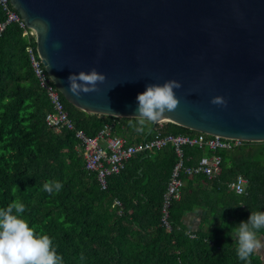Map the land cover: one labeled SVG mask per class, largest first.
<instances>
[{"label": "trees", "instance_id": "obj_1", "mask_svg": "<svg viewBox=\"0 0 264 264\" xmlns=\"http://www.w3.org/2000/svg\"><path fill=\"white\" fill-rule=\"evenodd\" d=\"M5 20L0 9V24ZM22 32L16 24L0 32V207L23 202L24 219L52 238L64 264H245L236 256L231 227L246 221L250 211H264V142L218 151L223 172L216 179L182 175L167 231L161 207L176 162L174 149L133 156L100 189L95 174L85 169L73 131L55 134L45 123L51 106L25 53L35 46ZM62 100L75 126L89 137L104 124H112L113 134L130 143L153 138L157 128L163 134L198 135L172 122L146 123L137 133L128 125L130 117L87 113ZM208 154L186 146L185 165L194 166ZM237 176L247 181L242 195L228 188ZM49 180L63 184L59 193L43 190ZM114 200L122 206L120 216ZM190 214L198 215L195 229L184 222ZM259 235L264 237V230ZM250 264L263 263L254 253Z\"/></svg>", "mask_w": 264, "mask_h": 264}, {"label": "water", "instance_id": "obj_2", "mask_svg": "<svg viewBox=\"0 0 264 264\" xmlns=\"http://www.w3.org/2000/svg\"><path fill=\"white\" fill-rule=\"evenodd\" d=\"M9 1L71 105L129 117L146 84L176 80L179 105L158 122L264 142V0ZM93 68L97 90L71 94L69 74Z\"/></svg>", "mask_w": 264, "mask_h": 264}, {"label": "built area", "instance_id": "obj_3", "mask_svg": "<svg viewBox=\"0 0 264 264\" xmlns=\"http://www.w3.org/2000/svg\"><path fill=\"white\" fill-rule=\"evenodd\" d=\"M0 9L6 20L0 24V32L9 24H16L23 32L30 44H34V34L26 28L18 13L11 6L9 0H0ZM30 70L32 71L40 88L45 93L51 110L45 115V123L55 134H62L63 130L73 131L77 148L81 150L85 163V169L94 173L100 189L106 187V179L111 175H117L123 170L126 162L133 156L150 151H160L167 147H172L176 156V162L172 168L166 191L162 197L161 225L165 230L170 231L169 210L173 201L180 198V192L184 185L182 175L187 177L204 176L207 179H216L221 172V158L218 151H230L239 148L244 143L240 140L207 136L201 133L198 135H172L161 133L160 128L155 131V136L149 140L138 143H130L125 138L115 136L112 131V124H104L95 136L89 137L81 128H77L70 118L64 105L60 92L55 87L53 81L43 67L42 61L36 55L34 48L29 45L25 49ZM164 122H158L161 126ZM194 147L201 151H207L210 155L201 156L196 165L186 166L184 147ZM247 181L242 176H237L234 181L228 183L230 191L238 194L246 191ZM240 195V194H238ZM117 215L122 211L121 204L113 201ZM193 238V235H190Z\"/></svg>", "mask_w": 264, "mask_h": 264}, {"label": "clouds", "instance_id": "obj_4", "mask_svg": "<svg viewBox=\"0 0 264 264\" xmlns=\"http://www.w3.org/2000/svg\"><path fill=\"white\" fill-rule=\"evenodd\" d=\"M104 80L105 75L95 68L87 72L81 70L71 73L67 77L68 91L79 98L81 93L96 91L97 83ZM180 87L181 84L176 80L146 84L145 90L136 96L137 107L135 113L129 116V127L142 133L146 123H156L165 112L175 111L179 99L174 89ZM211 102L226 103L220 97H213ZM42 187L52 195L59 193L63 184L58 180H49ZM238 194L242 195L243 190ZM26 210L25 204L18 199L11 201L6 207H0V264H64L52 238L47 234L37 233L24 219ZM231 230V237L236 241L237 258L250 264V257L264 248V240L259 235L264 230V211H250L247 220L240 221Z\"/></svg>", "mask_w": 264, "mask_h": 264}, {"label": "crops", "instance_id": "obj_5", "mask_svg": "<svg viewBox=\"0 0 264 264\" xmlns=\"http://www.w3.org/2000/svg\"><path fill=\"white\" fill-rule=\"evenodd\" d=\"M117 211H118V210H116V215H117ZM121 213H122V211H121ZM121 213H120L119 215H117V216H120ZM192 220H193V217L189 218V215H188V216L185 217L184 222L189 223L190 221L192 222ZM260 238H261L262 240H264V237H260ZM256 253L260 256L261 261H262V263L264 264V248L260 249V250H259L258 252H256Z\"/></svg>", "mask_w": 264, "mask_h": 264}, {"label": "rangeland", "instance_id": "obj_6", "mask_svg": "<svg viewBox=\"0 0 264 264\" xmlns=\"http://www.w3.org/2000/svg\"><path fill=\"white\" fill-rule=\"evenodd\" d=\"M191 217H193V220H192V222L190 221L189 223H187V225L190 227V228H192V229H195L196 228V226H197V223H198V221H199V218H198V215H189V218H191ZM191 238V237H190Z\"/></svg>", "mask_w": 264, "mask_h": 264}]
</instances>
